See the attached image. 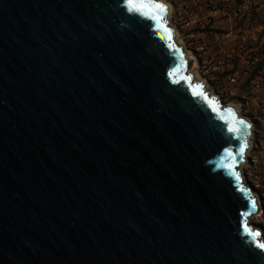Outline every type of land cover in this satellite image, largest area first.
<instances>
[{
	"label": "water",
	"instance_id": "95a60500",
	"mask_svg": "<svg viewBox=\"0 0 264 264\" xmlns=\"http://www.w3.org/2000/svg\"><path fill=\"white\" fill-rule=\"evenodd\" d=\"M136 5L0 0V264H264L250 122Z\"/></svg>",
	"mask_w": 264,
	"mask_h": 264
},
{
	"label": "built area",
	"instance_id": "2783aa9c",
	"mask_svg": "<svg viewBox=\"0 0 264 264\" xmlns=\"http://www.w3.org/2000/svg\"><path fill=\"white\" fill-rule=\"evenodd\" d=\"M171 7L169 23L177 32L183 31L186 42L182 48L191 64L205 65L206 50L213 44L222 88L225 79L227 86L246 88L238 95L239 108L231 106L240 114L241 109L245 111L246 117H242L250 122V136L253 125L260 131L257 139L249 136L240 169L258 210L250 220L257 217L255 227L264 240V23L260 9L256 0H171ZM194 39L203 41L194 45ZM200 82L207 87L206 81ZM215 96L224 103L221 96Z\"/></svg>",
	"mask_w": 264,
	"mask_h": 264
},
{
	"label": "rangeland",
	"instance_id": "374dc122",
	"mask_svg": "<svg viewBox=\"0 0 264 264\" xmlns=\"http://www.w3.org/2000/svg\"><path fill=\"white\" fill-rule=\"evenodd\" d=\"M163 1L170 4V6H171V0H163ZM256 2H257L258 8L260 9V15H261L260 20L262 21V23H264V0H256ZM171 10H172V7H171ZM175 32L177 35V31H175ZM183 35H184L183 31L180 30L178 32V39H179L178 42H180V43H178V42L177 43L181 46L183 45V42L185 41ZM202 41L203 40H200V39H194L193 40L194 45H198ZM212 48H213V44H211V46H209L206 50V52H207L206 57H208L207 63L205 65H203L200 62H198L196 65H193V63H192L190 68L188 69V71L190 72L189 74H191L193 76L194 82H200L203 80L206 81L207 82V87H206L207 91H209L214 96L215 95L221 96L222 100L224 101V104H226V105L233 104L239 108L238 101H237L238 95L244 93L246 88H245V86H242L241 88H239L238 85L236 88H234L232 85L227 86L226 85L227 80L225 78H224L225 79V85H224L225 89L222 88L221 85H222V82H224V81L222 80L221 77L220 78L217 77L218 72H217L215 66H216V62H217L218 58L212 54V51H213ZM213 75H214V78H212ZM235 93H236V96H235ZM240 111H241L240 115H242L243 117H246L245 111L243 109H241ZM257 221H259L257 219V217H254L251 219V222H253V224L256 227H257Z\"/></svg>",
	"mask_w": 264,
	"mask_h": 264
},
{
	"label": "snow or ice",
	"instance_id": "6c2138e0",
	"mask_svg": "<svg viewBox=\"0 0 264 264\" xmlns=\"http://www.w3.org/2000/svg\"><path fill=\"white\" fill-rule=\"evenodd\" d=\"M130 3H132L134 7L137 6V5H136V0H130ZM139 6H140V7H143L144 5H143V3L141 2ZM155 8H156V9L163 10V11L166 12V9L164 8V5H162V4H156V5H155ZM148 10H149V11H152L153 9H152L151 6H148ZM189 79H190V78H189ZM198 87H201V86H198ZM238 123L243 124V123H245V122H244L243 120H239ZM229 131H239V129H238V128H231V127H230V128H229ZM246 146H247V145L245 144L243 147H241L240 151L243 152V151H244V148H246ZM229 155H231V153H229ZM228 167L232 168L233 175H235L236 180H240L239 173L235 171L234 166H233V165H229ZM241 191H243V188H241ZM251 206H252V208H255V207H256V201H255L254 199H253L252 202H251ZM251 214H252L251 212L245 213V215H251ZM245 228L247 229V224H245ZM248 231H249V234L251 235V234H252L251 230L249 229ZM256 234L258 235L259 233H256ZM261 246L264 247V245H261Z\"/></svg>",
	"mask_w": 264,
	"mask_h": 264
},
{
	"label": "bare ground",
	"instance_id": "6f19581e",
	"mask_svg": "<svg viewBox=\"0 0 264 264\" xmlns=\"http://www.w3.org/2000/svg\"><path fill=\"white\" fill-rule=\"evenodd\" d=\"M159 1H161L162 3H164L165 4V6L167 7V9H168V18H169V14L171 13V6H170V4H168V3H166V2H164L163 0H159ZM174 30L176 31V29L174 28ZM174 31V34H175V40H177L176 42H178V32H177V35H176V32ZM178 43H180V42H178ZM188 73H190L189 71H188ZM209 92V91H208ZM209 94L212 96V94L209 92ZM226 106V105H225ZM227 106H231V105H227ZM238 114H239V116L240 117H242V115H240V113L238 112ZM263 239V238H262Z\"/></svg>",
	"mask_w": 264,
	"mask_h": 264
},
{
	"label": "flooded vegetation",
	"instance_id": "af4514ba",
	"mask_svg": "<svg viewBox=\"0 0 264 264\" xmlns=\"http://www.w3.org/2000/svg\"><path fill=\"white\" fill-rule=\"evenodd\" d=\"M260 137V131L257 130V127H255V125L252 126V130H251V136L250 138L253 139H257ZM258 211V210H257Z\"/></svg>",
	"mask_w": 264,
	"mask_h": 264
}]
</instances>
